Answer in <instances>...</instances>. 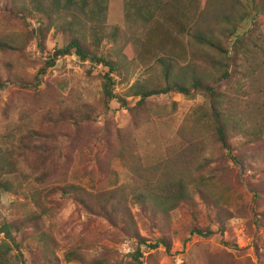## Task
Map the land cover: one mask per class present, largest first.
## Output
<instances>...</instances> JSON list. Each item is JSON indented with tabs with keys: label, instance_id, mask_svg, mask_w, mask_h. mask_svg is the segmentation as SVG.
<instances>
[{
	"label": "rangeland",
	"instance_id": "obj_1",
	"mask_svg": "<svg viewBox=\"0 0 264 264\" xmlns=\"http://www.w3.org/2000/svg\"><path fill=\"white\" fill-rule=\"evenodd\" d=\"M126 4V0H105L106 13L101 18L104 33L109 35L118 28L120 41L116 47L111 39L104 40L102 53H114L113 58L124 62V68L111 75L115 99L109 102L108 110L97 113L86 135L63 124H50L49 112L54 106L55 92L53 89H50L52 94L45 91L50 86L64 96L72 94L82 103L95 107L103 102L99 78L103 66L91 67L93 74L88 75V62H80L75 55L65 56L48 71L44 78L46 85L34 91L14 85L15 78L30 81L62 41L51 27L48 34H44L43 47L39 49V38L31 40L30 35L31 30L39 26L34 10L31 9V15L27 14L26 22L30 24L27 26L10 13H13L12 0H0V79L5 83V88L0 89V135L6 138L5 143L1 140L0 147L10 148L7 139L25 128L35 129L45 136L41 140L36 138L37 144L57 145L56 153L51 155L56 162L53 174L44 183L36 179L48 160L44 159L38 168L36 154H32L24 161L25 165L21 164L29 175H20L15 187L17 194H0V228L6 221L15 224L11 231L21 246L23 257L17 259L14 252L10 254L11 260L16 264H76L65 263L64 254L77 248L89 263L136 264L132 255L138 235L146 240L141 247V264H264V194L257 205L250 187L264 189V142L243 147L237 138L233 145L234 155L244 161L243 167L228 160L211 141L206 118L201 117L206 113L208 102L197 93L189 98L179 94L152 96L142 111L127 110L135 107L139 99L136 93L163 87L164 68L157 63L159 58L175 62L174 81L181 85L187 86L195 78L217 79L221 54L194 42L189 45L190 39L200 34L223 39L222 30L241 22L239 19L246 13V5L251 3L249 0L248 3L245 0H210L207 5V0H163L160 12L150 15L155 7L146 2L132 17L136 21L152 16L145 41L137 51H131L129 46L132 37L126 32L125 13L130 6ZM23 6L30 8L26 1ZM56 21L61 22L59 16ZM239 24L238 36L254 28L257 34L252 36L251 43L257 48L262 46L264 14L261 9L252 10V16ZM187 30L191 31L190 36ZM251 47L248 57H252L253 52L260 65L256 68H264L262 53ZM134 58L141 62L136 69L130 68L134 67L130 65ZM246 59L242 58L240 68L253 64L250 58ZM230 70H233L232 63ZM259 73L264 78V72ZM216 86L223 93L232 89L222 83ZM256 86L258 91L264 85ZM259 94L261 92H256L251 100L259 98ZM121 100L126 106L121 105ZM249 100L245 104L249 106L246 108L242 104L241 108L244 106L248 115L245 125L251 128L254 124L252 110L256 109L255 103L250 104ZM226 106L232 117L241 120L242 115L235 112V107ZM254 120L255 125L262 123L257 117ZM125 143L129 145V154L125 161H116L114 154ZM175 176L186 177L198 210L194 217L185 205L164 218L128 202L130 223L108 221L85 210L71 194L59 189L65 179L80 187L83 196L97 206L99 197L107 191H121V198H124L126 193L145 189L147 182H160ZM201 187L207 191V196L218 199L220 224L216 223L213 203L207 207L192 194ZM38 215L39 219L28 220ZM207 228L212 235L204 237L191 233L192 230L204 233ZM2 238L0 235V241ZM43 239L46 243L53 240L51 261H43ZM160 240L169 245L170 251L159 243ZM147 246L156 248L151 250Z\"/></svg>",
	"mask_w": 264,
	"mask_h": 264
},
{
	"label": "trees",
	"instance_id": "obj_2",
	"mask_svg": "<svg viewBox=\"0 0 264 264\" xmlns=\"http://www.w3.org/2000/svg\"><path fill=\"white\" fill-rule=\"evenodd\" d=\"M14 5L12 6L13 13L10 12L18 20H21L24 25L27 24L26 18L27 14L31 15V9L34 10L37 15V22L39 26L37 29L31 30V40L36 37L39 38V49H42L43 45L42 38L44 34H48L50 28L56 29L57 38L62 41V45L57 48L54 54L47 58L40 68V70L32 76L30 81H19L18 78L13 80V84L20 88H27L31 91L37 90V88L46 83L44 78L48 71L55 67L58 59L65 56L75 55L80 62H88L89 66L86 67V74L92 75L91 67H96L101 64L104 71L100 72L99 78L101 79L102 87V100L97 106H91L86 103H82L77 100L72 94L68 96L62 95L60 92H56L54 88L50 87L45 92L51 93L50 89L54 90L53 98V108L52 112H49V122L51 125H60L71 127L74 131L81 134H88V129L93 126L97 119V113L103 111V109L108 110L109 102L115 99L114 91V80L111 77L116 72H119L124 68V62L116 61L114 53L103 54L101 49V43L104 40L111 39L114 46H118L119 30L118 28L113 29L112 32L105 34L104 32V20L101 18L105 16L106 6L105 0H12ZM25 1L29 3L30 8L23 6ZM130 8L127 9L125 13L126 32L131 39V44L129 45L130 50H138L139 47L145 41L147 28L151 23L152 16L142 17L141 19H132L135 15L137 9L140 6H144L146 2H149V6L155 7L156 10L151 9L150 15H157L163 8V0H126ZM165 1V0H164ZM248 3V0H245ZM250 6L246 5V13L240 17L242 23L248 17L252 16V10L254 12L259 9L262 10L264 14V0H249ZM210 0H207V5ZM162 4V5H161ZM263 5V6H262ZM153 7V8H154ZM252 7V10L251 8ZM159 11V12H158ZM204 14V12H203ZM59 16L61 22L56 21V17ZM257 16H255L256 18ZM235 23V22H232ZM231 23V24H232ZM238 22L231 26L228 30L223 29V33L220 35L223 37L221 40L213 39L212 37L204 36L203 34L191 37V42L196 45H201L210 48V50L216 52L218 55L221 54L222 61L220 62L217 73L219 77L214 81H205L202 78H195L191 80L190 84L185 86L181 85L179 82L174 81L175 76L172 71L175 66L174 61H169L167 58H159L157 63L164 68V85L159 89L153 90H142L136 93L139 99L136 101L135 107L127 108L128 112H140L144 109L147 99L152 96H160L167 94H179L184 97H191L193 94H200L208 102V108L206 113H202L201 117L206 118V125L210 130V138L213 144L217 145L222 155H224L228 160L232 161L239 167H243V160H238L234 155V141L235 139H240L242 146H253L261 144L264 142V86L262 89L257 91V84L259 86L264 85V78L259 72H264V68H256L260 66L258 64V59L255 60L253 52L251 56L248 57L250 46L254 47L259 53H262L264 58V36H262V46L257 48L252 41V36L257 34L254 28L247 32L243 36L237 35V28L240 26ZM254 24V23H253ZM131 27V29H130ZM187 34L190 36L191 31L187 30ZM233 39L232 42L229 40ZM142 40V42H141ZM134 46V48H133ZM251 47V48H252ZM252 51V50H251ZM135 54V52H132ZM135 56V55H134ZM250 58L253 64H247V68H240L242 63V58ZM135 59V58H134ZM246 59V60H247ZM133 62V63H132ZM264 62V60H263ZM139 60H130V65L136 69L139 67ZM232 63L233 70H230V64ZM238 67L240 69H238ZM243 69V70H242ZM237 79L235 80V77ZM18 81V82H16ZM244 81V82H242ZM222 83L226 85L230 92L223 93L220 88L216 85ZM245 86V89L243 88ZM5 88V83L0 79V89ZM261 92L260 97L255 101L251 100L256 92ZM34 94V93H33ZM52 94V93H51ZM238 95L239 97H235ZM250 99L248 102L250 104L255 103L253 106L256 110H252V117L254 124L251 128H248L245 123L248 122V115L243 109L249 105L246 104V100ZM121 105L126 106V102L121 100ZM244 105L241 108V105ZM226 105L235 107V112L241 113L242 118L238 120L237 116H231V110L227 109ZM121 106V107H122ZM259 118L262 123L255 125L257 122L254 118ZM199 121V118H197ZM116 133L121 136L120 131ZM16 135H19L16 138ZM15 137L7 139L10 148L0 147V194H17L15 189L19 182L20 175L23 177L27 174L21 164L25 165L28 160L29 155L36 154L37 164H41L44 159H47V165L43 167L40 171V175L37 176V181L44 183L52 174L55 166V159L51 156L56 153L54 149L55 146H47L46 144H37L38 139H43L45 137L43 134L37 132L35 129L25 128ZM6 138L0 135V143ZM17 143H15V142ZM115 153V152H114ZM129 154V145L122 144L120 148L114 154V159L116 161H125L126 156ZM25 161V162H24ZM185 176H175L173 178H168L166 180H161L160 182H147L145 189H141L138 192L126 193V197H122L121 191H107L102 196H100L97 206L93 205V202L88 201L83 196V190L73 184L67 183L63 179V187L59 188L65 194H71L73 199L85 210L90 213H97L102 218L112 221V219L121 221L123 224L130 223L132 216L128 214L129 203L132 205H141L144 208H148L152 211L154 215H162L166 218L170 213L174 212L179 206L185 205L191 210L192 216L194 217L197 213L196 203L190 195L188 186L185 182ZM251 193L253 195V200L255 204L260 203L261 196L264 194V189L261 186H250ZM118 192V193H117ZM121 193V194H119ZM194 197H199L201 201L205 203L208 207L212 204V209L216 213V223L220 224L222 221L221 208L218 205L217 198H211L207 196V191L201 187L196 188ZM129 197V198H128ZM129 199V200H128ZM215 199V200H214ZM264 208V206H263ZM115 214V218L112 216ZM38 217L28 218L29 221H35L39 219ZM15 224L9 223L8 221L2 223L0 228V235L3 238L0 241V264H16L12 261L10 254L14 252L17 253L16 257L22 260L21 246L17 243V239L13 236L11 228ZM204 233L200 230H192V234L198 236H210L212 232L209 228ZM131 232V231H130ZM132 233V232H131ZM137 246L135 247L134 254L132 255V261L136 264H141L139 258L141 257V247L145 245L146 240L140 238L136 235ZM163 240H160L161 243ZM43 249L42 257L43 261H51V245L53 240L50 239L46 243L45 239L42 240ZM50 244V246H49ZM164 244L167 251H170L169 245ZM54 245V244H53ZM47 246V248H46ZM158 246V245H157ZM50 247V248H49ZM53 247V246H52ZM149 249H154L156 246H147ZM65 263H76V264H101V262L96 261L94 263L87 262L85 255L80 249L75 248V250L68 251L64 254Z\"/></svg>",
	"mask_w": 264,
	"mask_h": 264
}]
</instances>
